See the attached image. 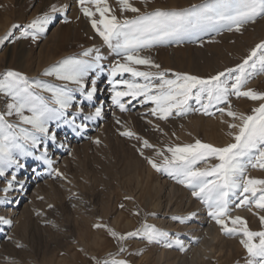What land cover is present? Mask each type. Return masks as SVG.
<instances>
[{
	"label": "snow or ice",
	"instance_id": "1",
	"mask_svg": "<svg viewBox=\"0 0 264 264\" xmlns=\"http://www.w3.org/2000/svg\"><path fill=\"white\" fill-rule=\"evenodd\" d=\"M75 2L99 38V46L85 48L46 68L42 75L52 78L49 81L30 80L15 70L0 73V98L4 99L0 108V180L4 182L0 187L3 193L0 205L11 203L7 199L11 192L22 190L18 170L28 167V161L49 169V175L55 171L56 176H61L52 168L50 151L57 146L65 147L59 138L62 131L82 137L91 123L103 117L97 81L106 77L107 100L111 108L121 113L140 106L145 108L143 118L151 116L163 122L190 113L207 117L219 114L230 138L222 146L197 139L193 143L157 147L131 130L120 131L119 135L137 140L136 150L146 163L156 173L188 190L223 235L239 237L246 253L245 264H264V178L248 174L249 169L264 171V91L248 87L252 79L264 75V41L255 44L235 66L208 77L163 69L150 55L143 54L184 43L202 45L206 36L225 31L239 33L258 18H264V0H202L180 10L144 12L134 6L133 0H116L119 17L108 0ZM139 2L146 5L148 0ZM66 13L67 6L54 3L49 11L27 25L14 24L13 30L22 29L19 35L9 31L2 40L15 37L36 42L57 17L69 23ZM125 13L135 15L129 18ZM233 98H244L253 105L248 112H238L233 108ZM114 119L123 127L115 115ZM147 122L162 132L158 123ZM147 149L153 154L146 156ZM241 208L258 219L259 230H251L241 216L231 215ZM195 216L196 213L174 216L172 220L187 223ZM0 225L11 226V221L0 217ZM94 228H103L117 242V255L124 254L127 251L124 242L135 237L148 244L186 250L179 238L148 224L126 234L100 223ZM92 264H129V261L109 254V258H92Z\"/></svg>",
	"mask_w": 264,
	"mask_h": 264
},
{
	"label": "rangeland",
	"instance_id": "2",
	"mask_svg": "<svg viewBox=\"0 0 264 264\" xmlns=\"http://www.w3.org/2000/svg\"><path fill=\"white\" fill-rule=\"evenodd\" d=\"M201 2L148 0L145 5L133 0L134 6L140 8L141 12L180 10ZM54 3L67 6L69 23H63L57 17L36 42L15 37L2 40L9 31L19 35L22 29L13 30L14 24L27 25L49 11ZM108 3L119 17L116 0H108ZM124 15L131 18L135 14ZM77 16H80L79 20ZM261 41H264V18H258L256 23L247 25L239 33L225 31L213 37L206 36L202 45L200 42L184 43L158 47L143 54L150 55L163 69L208 77L226 67L235 66ZM100 44L86 18L79 13L75 0H0V73L15 70L30 80L49 81L52 78L42 75L46 68L64 57ZM102 51L107 50L102 48ZM97 84L101 89L99 101L103 103V117L91 123L82 137L62 131L59 138L65 147L57 146L50 151L52 168L58 170L61 176H56L55 171L49 175V169L38 167L33 161H28V167L18 170L19 180L23 182L22 190L8 195L11 203L0 205V217L11 221V226L0 225V264H92V258H109V254L117 259H127L129 264H189L191 256L201 244L210 242L211 237H215V241L210 243L214 254L206 264H245L246 253L239 243V237L223 235L188 190L167 176L156 173L146 163L136 150L139 146L137 140L119 135L120 131L131 130L157 147L193 143L197 139L222 146L230 138L219 114L207 117L190 113L186 117L163 122L151 116L143 118L145 108L140 106L121 113L111 108L107 100L106 77L98 79ZM248 87L264 91V75L252 79ZM252 105L253 102L244 98H233V108L238 112H248ZM3 106L4 99L0 98V108ZM114 115L120 119L123 127L115 123ZM147 120L158 123L162 132L155 130ZM97 140L99 143H94ZM152 154V150H145L146 156ZM34 168L38 170L34 171ZM248 174L254 178H264V171L249 169ZM3 183L0 180V187ZM170 186L181 189L192 205H184V197L171 195L168 206ZM0 195L3 193L0 192ZM176 202L184 205L178 213L173 212L172 208L178 204ZM156 204L161 208H157ZM24 205L26 208L20 226L8 212L16 210L18 216ZM136 212L139 214L134 215ZM192 213H196V216L187 223L172 220L174 216L187 217ZM231 215L241 216L247 220L251 230H259L258 219L246 208L236 209ZM98 223L120 234L148 224L168 232L172 238H179L186 250L181 251L175 246L164 248L157 243L148 244L135 237L125 241L127 251L117 255L119 245L103 228H94ZM18 244L20 247H17ZM161 251L170 256L159 263L155 254Z\"/></svg>",
	"mask_w": 264,
	"mask_h": 264
},
{
	"label": "bare ground",
	"instance_id": "3",
	"mask_svg": "<svg viewBox=\"0 0 264 264\" xmlns=\"http://www.w3.org/2000/svg\"><path fill=\"white\" fill-rule=\"evenodd\" d=\"M103 97V96H102ZM86 178V177H85ZM138 179V178H137ZM84 183V182H83ZM161 188V187H160ZM159 188V189H160ZM171 195L174 196V195H178L180 198H183L184 197V200H186L184 202V205L186 204V206H188L189 204L192 205V203L187 199V195L181 190V189H178L177 187L175 186H170V190L168 192V196H167V205L170 206V200H171ZM177 196V197H178ZM158 200H159V197H158ZM181 200V199H180ZM183 200V201H184ZM74 201V200H73ZM182 201V200H181ZM160 203V202H158ZM178 203V204H176ZM175 206H173V212H180L181 210H183V206L182 203L180 202H176ZM161 204V203H160ZM154 205V204H153ZM157 208H161V205L159 204H156L155 205ZM189 207V206H188ZM26 206L24 205L21 209H20V214L17 216V211L16 210H10L8 213L9 214H12L15 218V220L18 222L17 225H20L22 226V223L20 224V221L21 219L23 218V213H24V210H25ZM76 209V208H75ZM186 211V210H185ZM26 212V211H25ZM28 212V211H27ZM167 213V212H166ZM28 214V213H27ZM16 215V216H15ZM15 221V222H16ZM161 221H164V220H161ZM25 222V221H24ZM166 221H164L165 223ZM163 223V222H161ZM170 223V222H169ZM19 228V227H18ZM193 228V225L192 227H190V231L192 230ZM195 228V227H194ZM194 230V229H193ZM95 240V239H94ZM215 241V237H211L210 239V242H205L204 244H201V246L198 248V250L195 252L194 255L191 256V258L188 260L189 264H206L207 263V259L210 257V256H213L214 254V249L212 248L211 246V242H214ZM97 242V241H96ZM95 242V243H96ZM84 244V243H83ZM86 246V245H84ZM95 248V247H94ZM170 254H168L167 252H164V251H161V252H156L155 254V259L157 262L161 263V262H164L165 260H167L169 258ZM150 258V257H149ZM209 262V261H208ZM166 264V263H165ZM182 264H186V262L182 263Z\"/></svg>",
	"mask_w": 264,
	"mask_h": 264
}]
</instances>
